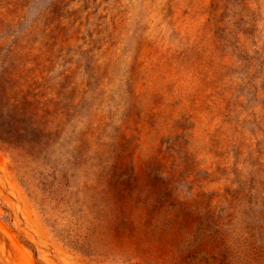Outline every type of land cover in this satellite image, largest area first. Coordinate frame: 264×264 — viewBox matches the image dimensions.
I'll return each instance as SVG.
<instances>
[{"label": "rangeland", "instance_id": "obj_1", "mask_svg": "<svg viewBox=\"0 0 264 264\" xmlns=\"http://www.w3.org/2000/svg\"><path fill=\"white\" fill-rule=\"evenodd\" d=\"M0 264H264V0H0Z\"/></svg>", "mask_w": 264, "mask_h": 264}, {"label": "trees", "instance_id": "obj_2", "mask_svg": "<svg viewBox=\"0 0 264 264\" xmlns=\"http://www.w3.org/2000/svg\"><path fill=\"white\" fill-rule=\"evenodd\" d=\"M16 18L15 19H17V20H20L23 16H22V14H18V12L16 13ZM12 22H13V20H11Z\"/></svg>", "mask_w": 264, "mask_h": 264}]
</instances>
